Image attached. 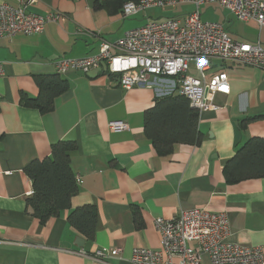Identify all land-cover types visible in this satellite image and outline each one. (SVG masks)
<instances>
[{"label":"crops","instance_id":"0c3cea01","mask_svg":"<svg viewBox=\"0 0 264 264\" xmlns=\"http://www.w3.org/2000/svg\"><path fill=\"white\" fill-rule=\"evenodd\" d=\"M115 8L114 0H37L31 12L64 19L48 23L40 35L0 38V264H134L133 249H159L155 219L190 209L225 213L228 242L260 247L264 256V178L228 184L223 176L241 145L264 139V72L222 65L229 94L216 96L217 111L197 114L200 144H175L168 156H159L143 133L144 112L163 97L154 89L124 91L103 68L61 75L68 87L50 113L22 105V96H39L36 77L56 75L54 61L94 55L102 42L115 43L130 30ZM244 23L253 34L231 38L264 47V31ZM115 121L128 129L109 131ZM59 141L76 145L70 167L79 182L70 210L94 208L92 240L68 223L70 210L40 224L26 209L32 182L24 169L48 157ZM115 249L119 256L112 257ZM97 251L107 256L92 258Z\"/></svg>","mask_w":264,"mask_h":264},{"label":"built area","instance_id":"2783aa9c","mask_svg":"<svg viewBox=\"0 0 264 264\" xmlns=\"http://www.w3.org/2000/svg\"><path fill=\"white\" fill-rule=\"evenodd\" d=\"M37 0L0 3V38L40 35L48 23L63 20L56 12H31ZM189 5L191 13L154 19L131 29L115 43L102 42L96 54L54 61L56 74L79 72L84 75L103 70L117 79L118 86L154 89L156 98L178 95L197 114L217 111V95L229 94L224 64L251 67L264 72V47L255 42L233 40L216 22H203L200 7L216 6L241 22L253 21L264 31V0H133L123 4L121 19L148 10L175 9ZM217 67L219 70L213 72ZM2 68L0 65V76ZM112 132L128 129L123 122L108 123ZM79 182V180H76ZM159 234V249L135 248L134 264H264L260 247L228 242L230 224L225 213L204 209L180 211L177 216L153 221ZM120 249L112 250V257ZM97 251L94 259L105 258ZM106 255V256H105Z\"/></svg>","mask_w":264,"mask_h":264},{"label":"trees","instance_id":"16d2710c","mask_svg":"<svg viewBox=\"0 0 264 264\" xmlns=\"http://www.w3.org/2000/svg\"><path fill=\"white\" fill-rule=\"evenodd\" d=\"M115 10L133 0H114ZM39 96L21 97L27 108L47 114L54 109V99L68 85L60 75L36 77ZM198 115L186 99L178 95L156 99L152 108L144 112L143 133L159 156H168L175 144L199 145L201 134L197 129ZM247 121H243L241 127ZM76 145L73 141H59L50 146V155L41 161L29 163L24 172L32 182V197L27 201L28 213L44 224L49 218L70 210V200L77 193L70 158ZM228 184L264 178V139L251 138L241 145L223 167ZM68 223L85 239L92 240L98 229L97 214L90 205L70 210Z\"/></svg>","mask_w":264,"mask_h":264},{"label":"rangeland","instance_id":"374dc122","mask_svg":"<svg viewBox=\"0 0 264 264\" xmlns=\"http://www.w3.org/2000/svg\"><path fill=\"white\" fill-rule=\"evenodd\" d=\"M193 11H194V8L189 5H185L181 7L178 6L175 9L162 10L160 8H156V9H152V10H148L143 13H140L138 14V16L134 18H131L128 20L125 19V20L128 23L127 25L129 26L131 30L134 27L135 28L141 27L145 23L152 21L154 19L169 18V17L176 16L179 14L191 13ZM200 11H201L200 19L203 22H217L221 24L225 28V30L227 32L229 31L228 33H230V35L235 39L245 38L246 32L253 34L252 28H250L244 22L233 20V18L224 9L217 8L216 6H205V7L203 6V7H200ZM261 34H262L261 36L264 37V32Z\"/></svg>","mask_w":264,"mask_h":264},{"label":"water","instance_id":"95a60500","mask_svg":"<svg viewBox=\"0 0 264 264\" xmlns=\"http://www.w3.org/2000/svg\"><path fill=\"white\" fill-rule=\"evenodd\" d=\"M78 241L80 242V244L77 245V246L80 247V246L82 245V240H79V239H78ZM79 242H78V243H79Z\"/></svg>","mask_w":264,"mask_h":264}]
</instances>
